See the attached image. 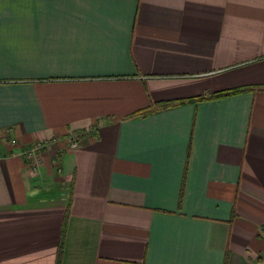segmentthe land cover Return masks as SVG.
Instances as JSON below:
<instances>
[{"label":"crops","instance_id":"crops-1","mask_svg":"<svg viewBox=\"0 0 264 264\" xmlns=\"http://www.w3.org/2000/svg\"><path fill=\"white\" fill-rule=\"evenodd\" d=\"M0 264H264V0H0Z\"/></svg>","mask_w":264,"mask_h":264},{"label":"built area","instance_id":"built-area-1","mask_svg":"<svg viewBox=\"0 0 264 264\" xmlns=\"http://www.w3.org/2000/svg\"><path fill=\"white\" fill-rule=\"evenodd\" d=\"M77 145H78L77 139L74 138V141L71 143V147L76 148ZM41 148H42V145L33 144L32 146L23 149L21 152V155L26 160L30 161L32 165L38 166L40 163V158L38 154Z\"/></svg>","mask_w":264,"mask_h":264},{"label":"trees","instance_id":"trees-1","mask_svg":"<svg viewBox=\"0 0 264 264\" xmlns=\"http://www.w3.org/2000/svg\"><path fill=\"white\" fill-rule=\"evenodd\" d=\"M240 90H232V91H229V92H224V93H219V94H216L214 97H217V96H221V95H227V94H231V93H236V92H239ZM168 104H159L160 107H166Z\"/></svg>","mask_w":264,"mask_h":264}]
</instances>
